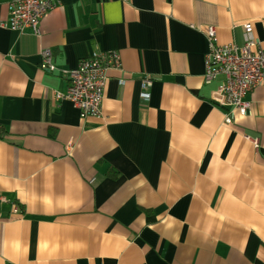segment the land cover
<instances>
[{
    "label": "crops",
    "instance_id": "1",
    "mask_svg": "<svg viewBox=\"0 0 264 264\" xmlns=\"http://www.w3.org/2000/svg\"><path fill=\"white\" fill-rule=\"evenodd\" d=\"M7 1L0 264H264V85L227 125L207 101L220 78L203 81L204 28L240 46L249 24L264 44V0H59L36 36L4 28ZM43 49L55 73L38 67ZM108 50L121 69L99 118L53 100L79 60Z\"/></svg>",
    "mask_w": 264,
    "mask_h": 264
},
{
    "label": "built area",
    "instance_id": "2",
    "mask_svg": "<svg viewBox=\"0 0 264 264\" xmlns=\"http://www.w3.org/2000/svg\"><path fill=\"white\" fill-rule=\"evenodd\" d=\"M58 3L59 0H8V17L3 26L13 32H30L36 36L39 34L41 19ZM243 29L241 46L234 43L219 44L213 26H206L203 30L207 42L203 60L204 83L208 85L221 79L210 92L208 100L214 106L226 110L224 122L227 125L231 123V114L245 116L249 113L247 95L264 85V46L253 37L249 24H244ZM36 60L42 71H57L51 50H40ZM111 69H121V58L114 50L95 53L79 60L77 66L66 73V91L54 92L53 100L57 103L70 102L81 119L99 118L107 72ZM140 87V101L147 104L150 100L148 90L151 81L143 79ZM13 212L16 213L17 208Z\"/></svg>",
    "mask_w": 264,
    "mask_h": 264
},
{
    "label": "rangeland",
    "instance_id": "3",
    "mask_svg": "<svg viewBox=\"0 0 264 264\" xmlns=\"http://www.w3.org/2000/svg\"><path fill=\"white\" fill-rule=\"evenodd\" d=\"M257 40H258V39H257ZM242 44H243V43H242ZM262 44H263V43H262ZM240 46H241V45H240ZM263 46H264V44H263ZM206 48H207V42H206ZM206 51H207V49H206ZM205 54H206V52H205ZM205 54H204V57H205ZM203 60H204V59H203ZM203 75H204V74H203ZM217 80H218V79H217ZM217 80H215V81H217ZM203 81H204V79H203ZM213 82H214V81H213ZM220 82H221V79H220ZM220 82H219V83H220ZM204 85H206V84L204 83ZM208 85H209V84H208ZM217 86H218V85H217ZM214 89H215V88H214ZM212 90H213V89H212ZM212 90H211V91H212ZM211 91H210V92H211ZM210 92H209V94H210ZM208 97H209V95H208ZM207 101L209 102L208 98H207ZM209 103H210V102H209ZM210 104H211V103H210ZM212 105H213V104H212ZM213 106H214V105H213ZM220 109H221V108H220ZM222 110H223V109H222ZM255 147L258 148L259 145H258V144H255ZM14 209H15V208H14ZM14 209H13V210H14Z\"/></svg>",
    "mask_w": 264,
    "mask_h": 264
}]
</instances>
